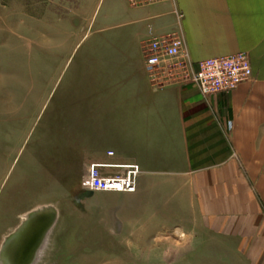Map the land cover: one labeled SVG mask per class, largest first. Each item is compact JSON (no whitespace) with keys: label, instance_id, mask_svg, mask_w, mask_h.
Returning <instances> with one entry per match:
<instances>
[{"label":"crops","instance_id":"obj_1","mask_svg":"<svg viewBox=\"0 0 264 264\" xmlns=\"http://www.w3.org/2000/svg\"><path fill=\"white\" fill-rule=\"evenodd\" d=\"M91 2L87 30L99 8ZM96 31L101 49L82 54L59 94L53 133L72 139L78 125L81 156L95 157L85 164L104 175L137 167L132 218L190 220L197 251L224 256L198 264H264V0H110ZM171 34L194 64L246 54L252 79L207 98L194 85L153 89L145 45ZM146 226L140 235H162L164 225Z\"/></svg>","mask_w":264,"mask_h":264},{"label":"rangeland","instance_id":"obj_2","mask_svg":"<svg viewBox=\"0 0 264 264\" xmlns=\"http://www.w3.org/2000/svg\"><path fill=\"white\" fill-rule=\"evenodd\" d=\"M109 1L92 0L99 8L87 30L81 15L86 0H0V264L21 259L11 254L8 243L32 213L46 208L55 219L39 239L32 264H198L211 259L212 253L197 251L190 220H135L128 210L130 194L81 198L82 178L89 168H99L84 161L95 157L81 156L78 125L72 126V139L53 133L60 126L52 116L59 94L82 54L101 49L96 30ZM127 166H118V172ZM153 224L164 225L161 236L140 235L144 225L155 231ZM37 235L33 230L31 244ZM145 243L152 249L141 250ZM213 254L212 259L224 257Z\"/></svg>","mask_w":264,"mask_h":264},{"label":"built area","instance_id":"obj_3","mask_svg":"<svg viewBox=\"0 0 264 264\" xmlns=\"http://www.w3.org/2000/svg\"><path fill=\"white\" fill-rule=\"evenodd\" d=\"M165 0H128L131 7L148 6ZM144 69L151 87H186L194 85L207 98L228 94L240 84L252 79L248 56L238 53L223 58L209 59L194 64L188 57L183 38L177 34L153 38L145 45ZM232 123H227L230 131ZM112 153H109L111 156ZM124 168V167H123ZM121 167V172L104 175L99 168L88 169L80 183L82 192L132 194L137 189L140 174L135 166Z\"/></svg>","mask_w":264,"mask_h":264},{"label":"water","instance_id":"obj_4","mask_svg":"<svg viewBox=\"0 0 264 264\" xmlns=\"http://www.w3.org/2000/svg\"><path fill=\"white\" fill-rule=\"evenodd\" d=\"M81 198L89 199L93 196L92 192H82ZM55 213L51 211L49 208L43 209L36 213H32L24 225L17 231L16 235L12 236L10 239L9 247L11 254L17 253L21 257V259L13 261L14 264H32L34 253L38 249L39 239L42 238L43 235L47 233L48 230L51 229L55 219ZM35 230L36 234H38L33 243H30L32 240V232ZM30 239V240H29ZM25 243V244H24ZM26 245H31L26 247ZM22 246V248H20ZM22 249V251L20 250ZM19 257V256H18Z\"/></svg>","mask_w":264,"mask_h":264},{"label":"bare ground","instance_id":"obj_5","mask_svg":"<svg viewBox=\"0 0 264 264\" xmlns=\"http://www.w3.org/2000/svg\"><path fill=\"white\" fill-rule=\"evenodd\" d=\"M54 212V211H53ZM55 217V216H54Z\"/></svg>","mask_w":264,"mask_h":264}]
</instances>
